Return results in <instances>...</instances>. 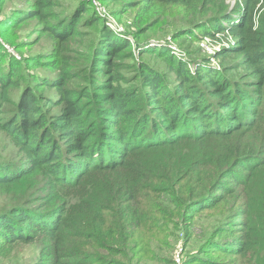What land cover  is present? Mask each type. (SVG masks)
I'll return each instance as SVG.
<instances>
[{
    "label": "trees",
    "instance_id": "16d2710c",
    "mask_svg": "<svg viewBox=\"0 0 264 264\" xmlns=\"http://www.w3.org/2000/svg\"><path fill=\"white\" fill-rule=\"evenodd\" d=\"M127 1L182 5L197 16L174 39L223 35L227 46L194 68L149 48L165 67L138 58L130 71L120 58L131 44L107 31L88 73L61 67L36 83L54 94L0 73V129L14 148L0 158V264L30 246L36 258L17 264H133L147 256L141 228L171 214L189 228L196 206L243 221L237 236L233 219L212 226L211 257L229 247L264 264V0ZM153 25L134 32L139 47Z\"/></svg>",
    "mask_w": 264,
    "mask_h": 264
},
{
    "label": "rangeland",
    "instance_id": "374dc122",
    "mask_svg": "<svg viewBox=\"0 0 264 264\" xmlns=\"http://www.w3.org/2000/svg\"><path fill=\"white\" fill-rule=\"evenodd\" d=\"M49 1L48 6L40 8L38 0H0V73L8 79L12 71L17 70L21 88L32 86L38 93L54 94L52 89H44L36 83L51 79L61 67L83 76V72L88 73L92 64L98 65L99 44L107 31L131 44L133 56L126 52L120 58L129 64L130 71H133V64L138 58L153 62L149 55L144 54L149 48H170L177 57L190 62V67L194 68L193 59L200 61L209 57L211 64H217L218 61L212 55L227 46V39L223 35H217L214 39L207 37L206 41H202L205 38L195 40L190 35L174 39L173 34L177 30L189 28L191 20L197 16L182 5L155 3L152 6L144 7L142 4L132 7L127 0ZM237 1L227 0L230 7ZM148 23L154 25L141 37L143 45L139 47L134 32ZM203 42L206 43L205 47L202 46ZM105 56L107 58L108 55ZM56 60L57 69L50 66ZM153 63L160 68L165 67L161 60ZM100 66L104 64L100 63ZM79 82L84 83L82 80ZM21 88L10 91L14 102L18 101ZM12 146L0 129V158H8L9 153L14 151ZM230 201L233 202L232 199ZM198 209L199 206H196L189 228L175 214L169 215L167 222L151 221L148 228H141L138 232L147 256L139 260L136 257L133 264H254L232 253L229 247L213 253L211 257L212 252L217 250L206 247L207 235L212 226L233 219L236 227L232 231L237 236L240 231L238 224L243 221L234 219L233 215L225 217L224 221L222 214L227 210L228 215L229 208L221 207L216 211ZM36 256L37 248L34 246L16 247L8 251L3 261L6 264L27 263V260L33 261ZM123 264L128 263L125 260Z\"/></svg>",
    "mask_w": 264,
    "mask_h": 264
},
{
    "label": "built area",
    "instance_id": "2783aa9c",
    "mask_svg": "<svg viewBox=\"0 0 264 264\" xmlns=\"http://www.w3.org/2000/svg\"><path fill=\"white\" fill-rule=\"evenodd\" d=\"M206 40H208V38H207V37H205V39H203L202 41H206ZM202 46H203V47H205V46H206V43H205V42H203V43H202Z\"/></svg>",
    "mask_w": 264,
    "mask_h": 264
}]
</instances>
